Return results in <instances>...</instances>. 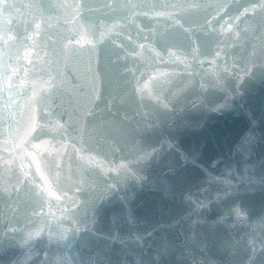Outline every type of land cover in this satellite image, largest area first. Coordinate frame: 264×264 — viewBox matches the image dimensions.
Here are the masks:
<instances>
[{
	"label": "water",
	"instance_id": "obj_1",
	"mask_svg": "<svg viewBox=\"0 0 264 264\" xmlns=\"http://www.w3.org/2000/svg\"><path fill=\"white\" fill-rule=\"evenodd\" d=\"M0 264H264V0H0Z\"/></svg>",
	"mask_w": 264,
	"mask_h": 264
}]
</instances>
